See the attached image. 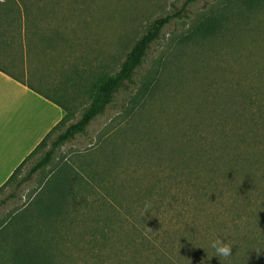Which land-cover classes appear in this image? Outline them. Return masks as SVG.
Instances as JSON below:
<instances>
[{
    "label": "trees",
    "instance_id": "trees-1",
    "mask_svg": "<svg viewBox=\"0 0 264 264\" xmlns=\"http://www.w3.org/2000/svg\"><path fill=\"white\" fill-rule=\"evenodd\" d=\"M243 1V8L248 11L261 7L259 0ZM228 9L226 6L198 20L182 38V44L208 41L225 30L226 34L231 33L233 21ZM51 15L53 9L46 0H0V72L55 104L63 113L0 191L51 138L49 148L23 180L42 173L64 143L85 135L90 123L133 83L150 46L173 19L166 15L152 21L115 72L104 70L85 84L86 105L72 122L75 89L77 82L85 81L84 71L75 66L64 69L61 86L54 87L40 74L47 64H59L63 49L70 48L66 27L51 21ZM55 57L59 59L54 61ZM32 62L39 66L31 69ZM149 86L144 83L131 99L135 106L149 93ZM248 116L251 118L245 119L244 128H235L236 122L242 121L234 116L232 132L226 130L225 134L224 128L213 130L215 139L199 135L195 146L183 148L171 158L165 156L166 176L163 171L162 175L157 173L161 170L153 171L160 168L159 161L148 164L153 155L145 161L138 157V163L151 174L130 184L123 178L122 169H126L114 159L118 149L111 147L113 139L126 136L127 131L140 132L125 115L121 120H126H120L96 150L86 156L76 154L74 159L62 161L42 176L32 200L1 222L0 264H264V204L259 200L260 194L264 195V128L256 132L253 114ZM256 119L264 127V113L259 112ZM248 141L255 145H248ZM162 150L157 149L163 154ZM226 197L232 201L226 236L221 240L233 246L232 256L214 257L210 243L198 240V224L191 221L193 210L203 209L191 207L222 206ZM146 202L152 205L150 214L141 217ZM79 237L83 239V257L76 253L82 251L76 240Z\"/></svg>",
    "mask_w": 264,
    "mask_h": 264
},
{
    "label": "rangeland",
    "instance_id": "rangeland-1",
    "mask_svg": "<svg viewBox=\"0 0 264 264\" xmlns=\"http://www.w3.org/2000/svg\"><path fill=\"white\" fill-rule=\"evenodd\" d=\"M46 2L53 9L49 19L66 27L70 48L63 49L59 64L58 61L47 64L44 72L40 69V74H44L51 87H54L61 86L60 76L64 69L75 66L79 71H84L82 76L85 81L77 82L78 89H75L77 95L73 104L76 109L72 122L79 118L86 105L85 84L99 72H115L133 42L152 21L166 15L173 16V19L150 46L140 70L133 77V83L120 91L114 103L90 123L85 135L64 143L56 150L53 162L42 173L23 180L49 148L51 138L27 160L15 179L0 191V224L10 213L25 207L32 200L42 176H46L62 161L74 159L76 154L86 156L90 150H96L102 138L113 131L125 115L132 119V124L140 132L135 134L127 131L126 136L113 139L111 147L118 149L114 159L119 163L118 166L126 169H122L125 171L123 178L131 181L130 184L137 179H147L151 174V171L144 170V165L138 163V157L145 161L153 155L148 164H158L159 161L160 168L153 171L161 170L157 173L163 171L166 176L165 156L171 158L177 152L195 146L199 135L215 139L212 137L213 130L224 128L225 134L226 130L232 132L234 116H239L238 119L242 121H237L235 128H244V121L250 114H253L254 123L257 124L255 131L260 132L264 128L256 119L259 112L264 113V0L258 1L261 7L256 11L243 8V0ZM226 6L233 21L231 33L226 34L225 30L217 38L208 41L182 44V38L198 20ZM32 16L36 17L37 14L32 13ZM55 55L59 56L58 53ZM6 64L4 67L7 68ZM31 65H34L31 69L39 66L36 62ZM144 83L150 85V91L135 106L131 99ZM125 120L126 117L121 121ZM261 141L259 138L258 142ZM247 144L255 145L253 141ZM159 148H163V154L157 151ZM253 154L258 156L256 152ZM114 170L117 171V168ZM19 181L24 182L17 187ZM263 196L260 194L259 200L264 204ZM231 201V198L226 197L222 206L192 205V209H203L200 212L193 210L194 217L191 218L192 222L198 224L196 233L199 241L210 243L212 239L226 236ZM76 240L82 250H76V253L81 257L83 239L79 237Z\"/></svg>",
    "mask_w": 264,
    "mask_h": 264
},
{
    "label": "crops",
    "instance_id": "crops-1",
    "mask_svg": "<svg viewBox=\"0 0 264 264\" xmlns=\"http://www.w3.org/2000/svg\"><path fill=\"white\" fill-rule=\"evenodd\" d=\"M62 116L55 104L0 72V187Z\"/></svg>",
    "mask_w": 264,
    "mask_h": 264
},
{
    "label": "clouds",
    "instance_id": "clouds-1",
    "mask_svg": "<svg viewBox=\"0 0 264 264\" xmlns=\"http://www.w3.org/2000/svg\"><path fill=\"white\" fill-rule=\"evenodd\" d=\"M152 205L150 202H146L143 206V210L141 213V217H143L145 215V213H149L150 214V209H151ZM210 246L211 248L214 249L215 251V256L214 257H231V250L233 248L232 245H230L229 243L225 242L224 240H221L220 238H215L212 239L210 241Z\"/></svg>",
    "mask_w": 264,
    "mask_h": 264
}]
</instances>
